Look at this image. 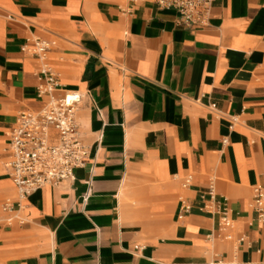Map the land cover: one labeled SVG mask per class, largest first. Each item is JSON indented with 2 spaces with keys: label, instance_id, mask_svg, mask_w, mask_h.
<instances>
[{
  "label": "crops",
  "instance_id": "0c3cea01",
  "mask_svg": "<svg viewBox=\"0 0 264 264\" xmlns=\"http://www.w3.org/2000/svg\"><path fill=\"white\" fill-rule=\"evenodd\" d=\"M34 38L54 42L45 62L82 94L89 154L73 180L21 198L9 142L44 103L42 61L22 51ZM210 188L228 200L226 231ZM255 188L264 0H214L190 27L153 0H0V264H264Z\"/></svg>",
  "mask_w": 264,
  "mask_h": 264
},
{
  "label": "built area",
  "instance_id": "2783aa9c",
  "mask_svg": "<svg viewBox=\"0 0 264 264\" xmlns=\"http://www.w3.org/2000/svg\"><path fill=\"white\" fill-rule=\"evenodd\" d=\"M153 1L163 9L175 11L178 14V22L190 27L203 24L214 0ZM53 45L52 41L34 38L30 46L22 47V51L42 61L37 77L39 83L36 87V96L44 103L37 112H20L10 133L9 175L21 198L45 186H57L73 180L74 170L83 167L84 160L89 154L76 117L82 94L63 89L54 70L45 62ZM51 131L56 133L55 142H52ZM189 183L190 178H187L184 185ZM208 196L214 202L215 208L206 209L218 214L222 231L230 229L232 219L228 200L216 199L211 188L208 190ZM253 207L258 220L264 223V189H254ZM181 209L187 213L190 206L183 203ZM1 210L10 213L14 208L7 202L3 204ZM8 222H11L10 218Z\"/></svg>",
  "mask_w": 264,
  "mask_h": 264
}]
</instances>
